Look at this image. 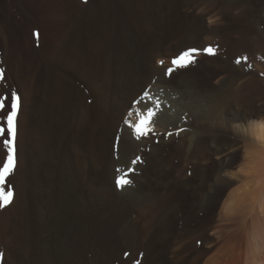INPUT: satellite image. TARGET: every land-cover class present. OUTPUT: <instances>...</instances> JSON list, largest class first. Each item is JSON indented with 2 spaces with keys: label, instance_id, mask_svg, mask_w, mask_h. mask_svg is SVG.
<instances>
[{
  "label": "rangeland",
  "instance_id": "rangeland-1",
  "mask_svg": "<svg viewBox=\"0 0 264 264\" xmlns=\"http://www.w3.org/2000/svg\"><path fill=\"white\" fill-rule=\"evenodd\" d=\"M263 31L264 0H0V97L8 98L0 117L11 93L20 97L16 166L0 180V200L11 194L0 207V264H226L229 234L217 239L209 226L224 204L233 215L247 206L229 200L244 186L245 148L233 154L239 181L205 205L212 146L186 162L180 138L164 141L167 133L154 131L134 159L141 167L131 186H115L116 169L133 156L127 107L140 104L156 71L185 50L200 48L194 63L165 74L168 85L189 81L204 95L221 74L259 79L247 107L264 118ZM52 73L62 90L51 101ZM101 95L110 96L108 106ZM222 113L216 117H229ZM225 134L215 129V138ZM259 143L242 145L254 153ZM6 157L0 138V165Z\"/></svg>",
  "mask_w": 264,
  "mask_h": 264
},
{
  "label": "bare ground",
  "instance_id": "bare-ground-1",
  "mask_svg": "<svg viewBox=\"0 0 264 264\" xmlns=\"http://www.w3.org/2000/svg\"><path fill=\"white\" fill-rule=\"evenodd\" d=\"M80 26L77 29L82 28ZM73 30L76 29L71 27L67 29V32L70 33L69 31ZM262 34L264 35V31ZM261 42L264 43V37ZM83 46L86 47V44H83ZM158 57L161 60V56ZM84 69L83 71L86 73L88 72L87 70H89L88 68H86L87 70ZM164 69L165 68L162 67L156 71L157 75L149 82L148 89H146L147 91L145 90V94L147 95H145L146 97L139 102L141 106L140 104H137L134 107H127L128 110L131 111L129 114L132 118L135 117L139 123L140 118L147 115L148 107H152L157 114L154 117V124L152 125L154 131L173 133L172 136L164 138V141L175 140L177 137L180 138L181 142L179 144L181 147L185 148L183 160H186V162L193 159L197 154L203 152L205 147H213L215 161L213 160V166L211 167L208 166L209 162L207 161L208 163L204 169L205 178L201 182L203 190L201 193L202 199L199 205H205L208 203L212 200L215 193L220 190H231L230 188H234L236 181H239L237 180V178L240 177L239 174L243 172L242 176L244 177L243 179L240 177V179L244 186L234 191V193H231L229 200H245L247 206H241L237 214L233 215L228 210L229 205L224 204L213 224L209 226V230L211 231L210 235L215 236L217 239H221L224 236V232L229 234L230 241L226 249L229 256L225 260L226 264H264V118L260 114L261 112L259 113L258 111L251 110L252 108L249 109V107H247L249 104H255L253 102L254 100L251 101L252 99H250V95H253L252 92H256L258 88L260 89L262 84H259V79H249L245 78L243 75L242 77L237 76L239 78L234 79V81H230L226 74H221L220 76L217 75L218 77L216 76L217 78L213 80L214 84L217 85L216 88L213 90L211 88V90L204 95H198L199 93L196 94L185 83L189 81L183 80L185 82H180L177 86L168 85L167 80H165ZM57 82H59L58 76L52 73L51 101L53 98L55 99L58 93L62 90L61 85ZM246 90H248L249 93ZM256 94L255 97L258 96ZM100 97H102V102L105 99V103L110 99V96L101 95ZM260 102H262V100ZM261 104L262 103H260V105ZM105 105L108 106V103ZM156 105H159V107H156ZM219 109L223 112L222 115L226 114L229 117L226 119H218L216 116ZM131 116L128 117L126 125H123V129L129 133L133 142V156L131 155L132 159L128 161V164L121 167V169L127 171L129 168H134V171L136 172L141 167L140 163L137 162L133 165L131 162L141 153L142 149L146 147L148 140L146 139L147 137H141L140 139L136 138L133 128L130 127V125H136L129 122V120H133ZM192 119L194 121V127L189 123V120L192 121ZM217 128L224 130L226 133L224 137L215 138L214 133ZM177 132H179V135L176 136ZM250 138L260 142V145L258 146L254 144L257 146L255 149L258 151L257 153L254 149H252L254 153L251 151L252 154L249 153L248 148L250 145H248V147L242 145L244 143L246 144L247 139ZM129 146L130 145L126 147ZM242 148H245L249 162L247 163L246 161L247 165L244 167L245 169L247 168L246 171L237 169L241 171H238V174L237 172H234L235 170L232 171L231 169L234 164L233 154L241 151ZM252 148H255L253 143ZM152 151L155 152V149H152ZM242 152H244V149ZM239 166L241 167V165ZM177 180H179V178ZM181 183L184 182L181 181ZM159 211L160 209L158 212ZM204 234L205 231L199 230V232H197V236ZM205 244L208 248L211 246L213 247V243L210 242L209 239H205ZM184 246V244L178 245L176 248L177 251L182 250Z\"/></svg>",
  "mask_w": 264,
  "mask_h": 264
},
{
  "label": "snow or ice",
  "instance_id": "snow-or-ice-1",
  "mask_svg": "<svg viewBox=\"0 0 264 264\" xmlns=\"http://www.w3.org/2000/svg\"><path fill=\"white\" fill-rule=\"evenodd\" d=\"M197 49H188L180 54H178L171 61V66L164 69V73L166 75H171L175 70L186 68L190 64L195 62L194 54L197 52ZM209 54L214 55L215 51L211 47L205 49ZM244 59H247L246 57ZM240 63V61H237ZM160 64L163 65L164 62L160 61ZM4 80V69L0 68V82ZM147 95V94H145ZM7 97H0V111H3L6 107ZM159 107V105H156ZM20 109V97L17 93H11V102L9 105V110L6 115L0 117V138H3V145L7 149V157L6 161L3 165H0V180H4L7 176L13 174L15 170V140L17 136V118ZM156 112L152 107H148L147 115L142 116L139 120V123L136 125H130L133 128L134 134L137 139L141 137H147L150 132L154 131L152 125L154 124V117L156 116ZM172 132H168L165 138L172 136ZM179 135V132L176 133ZM139 158L133 160L131 163L135 165ZM134 172V168H129L127 171L122 169H116V178H115V186L123 190L124 188L131 186L133 181L130 176ZM8 203H11V194L8 198L0 200V207L7 206ZM3 259V254L0 253V260Z\"/></svg>",
  "mask_w": 264,
  "mask_h": 264
}]
</instances>
